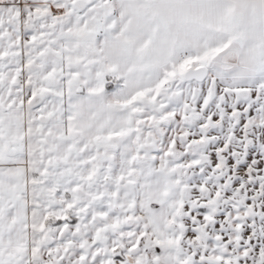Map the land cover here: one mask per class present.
<instances>
[{
	"label": "snow or ice",
	"instance_id": "6c2138e0",
	"mask_svg": "<svg viewBox=\"0 0 264 264\" xmlns=\"http://www.w3.org/2000/svg\"><path fill=\"white\" fill-rule=\"evenodd\" d=\"M0 264H264V0H0Z\"/></svg>",
	"mask_w": 264,
	"mask_h": 264
}]
</instances>
